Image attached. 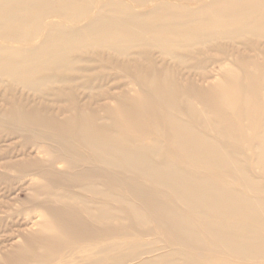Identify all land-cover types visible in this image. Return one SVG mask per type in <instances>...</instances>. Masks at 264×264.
<instances>
[{"label": "rangeland", "instance_id": "374dc122", "mask_svg": "<svg viewBox=\"0 0 264 264\" xmlns=\"http://www.w3.org/2000/svg\"><path fill=\"white\" fill-rule=\"evenodd\" d=\"M226 1L22 8L30 36H0V59L17 60L60 32L76 45L55 49L60 64L38 58L23 78L0 66V264H264V254H234L206 229L264 239V0ZM101 14L137 15L140 24L87 35ZM183 130L197 140L191 153L176 143ZM166 168L185 184L174 188ZM230 198L246 207L224 211ZM152 199L197 238H169ZM42 208L77 218L89 236L49 258L36 246L15 255Z\"/></svg>", "mask_w": 264, "mask_h": 264}, {"label": "bare ground", "instance_id": "6f19581e", "mask_svg": "<svg viewBox=\"0 0 264 264\" xmlns=\"http://www.w3.org/2000/svg\"><path fill=\"white\" fill-rule=\"evenodd\" d=\"M62 1H65V0H0V36H8L9 38H12L13 40H18V41H22L23 39L27 40V38H29V36H30L31 30H29V27H28L26 20L23 19L24 16H21L24 13L23 9L27 10L29 8L41 7V6L49 7V6L53 5L54 3L62 2ZM232 1H234V0H232ZM218 6H220V5H218ZM224 6H225V4H224ZM220 7H222V6H220ZM138 21H139V19H138L137 15L125 14V15L121 16L120 18H118L116 16L101 14V15L96 16L92 22H90L89 24L84 26L83 30L89 36H95L97 34H103L104 35L105 33H112L115 31H119L121 29L126 30L130 26H133L135 24H140V22L138 23ZM230 21H232V20H230ZM146 29H147V27H146ZM166 29H167V27H166ZM168 29L173 31L175 28H174V26H171V27L168 26ZM103 37H105V36H103ZM93 40L94 39H92V41ZM135 42H136V40H135ZM60 44H64V47L63 48L60 47L59 46ZM74 45H76V44L73 42L72 38L68 37L65 32H60V33L55 34V35H47L46 37H44L43 42L39 46L35 47L32 50L25 51L22 54L20 53L19 59L16 60V59H2L1 58L0 59V66H3V68L6 69L7 73H9V74L13 73V75H15L17 78L18 77L23 78L24 76L32 73L36 67L37 68L39 67V65L37 63L38 58H40V57L44 58L42 60V62L39 64H43L45 62L60 64L62 62L61 60L63 59V57L60 55V53L56 52L55 49H59V51H61L63 49L68 50V49L72 48ZM61 46H63V45H61ZM94 48H96V46ZM157 90H159V89H157ZM183 131L184 132L181 134H179V132L176 134L177 135V137L175 138V140L177 141L176 143L178 145H180L181 148L183 147V145L186 146L187 153H191L192 150H196L197 140L194 139L193 135L190 132L186 133L185 130H183ZM48 143H50V142H48ZM91 147H93V146H91ZM198 148H199V146H198ZM262 148L264 150V146ZM123 157H124L123 159L126 160L127 162H133L135 160L130 155H125ZM207 158H209V156ZM226 167H227V164H226ZM136 170H137V168H136ZM214 170H215V168H214ZM164 171L165 172L163 174L165 177H167V178L171 177V179L174 178L177 180L176 184L173 182V184L175 185V186H173L174 188H176V187L180 188L185 184V183H183L185 181L178 176V174H177L178 171H174V170H171L169 168H166ZM133 183H134V181H133ZM25 184L29 185L27 183H25ZM197 187L199 189H203V190L213 189L212 186H210V185H206V186L205 185H199ZM185 193H187V192H185ZM201 194L202 193L196 192L195 193L196 198L197 197L198 198H200V197L205 198V196H202ZM224 194H225V192H224ZM60 196L66 200H73L74 202H77L79 204L82 203L80 198H78L76 196H71V195H65V196L60 195ZM213 197H211V198L207 197V199L211 200ZM233 199L234 198H230L226 202L225 206H223V208H222V209H224V211H232V212L237 213V211H240L241 208H243L245 206L241 202H237ZM150 204L152 206H155L154 208L157 210L156 215H157V217L161 218V220H159V223L161 226H163L164 228L167 229V233H168L167 236L169 238H172V239H174L180 243H183V242L190 240V239L194 241V239L197 238L196 234L193 232V230L190 228V226L187 225L186 223H183V222H185V220L181 221V220H179L178 217H175V216L169 214L168 212L164 211L163 207L153 199L150 201ZM211 204H214V203L211 202ZM84 207L86 208L87 205H84ZM177 208H178V206H177ZM87 210L90 211V209H88V208H87ZM87 210H86V212L88 213V215L91 216V213L88 212ZM62 212L63 211L57 210V209L52 210L50 208H45V209L42 208V211L40 212V214H37V216H40L41 221L36 219L35 222L31 223L32 226H37L38 230L33 232L32 234H29L28 237L23 238V243L21 244V246L17 247L14 250L15 255L24 257L30 251L32 252L33 246H36L37 249L38 248L39 249H45L43 251L44 255H42V256H45V258L46 257L49 258V256H52V254H50L51 253L50 251H53V250L59 251L60 249H63L65 247V245L68 244V241H69V239H71V237L73 239H75V238L88 237L89 236L90 231L86 225H82V223H80L77 220V218L69 217L67 215V213H62ZM93 217H98V216H97V214H93ZM155 225H156V223H155ZM206 229L208 232H210L212 234V236L217 238L218 242H219V240L222 241V243L229 249V251L234 253V254L244 255V256H250V255L256 256V255L264 254V239L263 238H260V237L254 235V236H251L248 238H243V239L239 240V239L232 238L231 237L232 235H229L228 233L218 232V230L213 229V228H209V227H207ZM171 242H172V240H171ZM202 244H203V241H202ZM171 245H173V244L171 243ZM90 264H93V262ZM139 264H152V260H149V261L146 260V261H143ZM169 264H171V263H169Z\"/></svg>", "mask_w": 264, "mask_h": 264}]
</instances>
